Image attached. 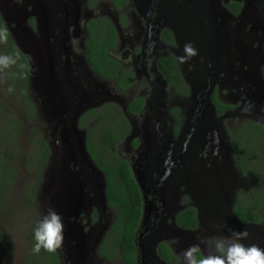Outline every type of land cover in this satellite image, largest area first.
I'll list each match as a JSON object with an SVG mask.
<instances>
[{
  "label": "flooded vegetation",
  "instance_id": "1",
  "mask_svg": "<svg viewBox=\"0 0 264 264\" xmlns=\"http://www.w3.org/2000/svg\"><path fill=\"white\" fill-rule=\"evenodd\" d=\"M101 1L27 0L23 16L18 5L11 9L14 17L18 18L20 14V26H15L14 32L17 42L28 53L25 56L29 65L31 64L30 84H41L43 88L38 86L39 94L44 92L48 97L52 95L57 104L66 106L62 117L66 115L72 123L77 117L76 127L72 130L62 132L61 126L57 124L51 132L57 133L60 143L66 140V147L68 146L71 156L79 144L76 130L84 133L86 137L85 124L80 126L78 123L83 113L91 109L98 111L105 103H113L122 110L130 123V133L119 145L122 151L119 153L127 158L132 178L141 196L142 215L137 235L157 227L184 229L178 225L176 219L178 214L188 207L194 208L196 213L197 225L192 229L196 230L201 222L195 196L198 191L194 189L198 185V162L209 158L212 159L208 160L210 163L215 159L222 161L224 154H219L216 148L213 152L206 148L209 145L208 139L215 136V132L209 125L208 118L205 119L201 115L205 116V113L196 114L191 111L193 100H188L187 111L183 109V99L191 97L194 87L192 82H189V85L183 83L177 57L184 55V45L190 42L197 49V55L189 60H192L193 67L196 68L192 80H201L200 74L209 61L202 50L212 36L220 37L217 35L218 29L225 26L222 37L228 34L231 36L225 46L228 44L233 53L222 49L228 55L230 65L235 68L236 63H247L246 49L244 59L241 58L240 50L243 46L241 37L245 27L242 24L243 18L240 17L244 0H224L223 5L220 0H216L219 2L220 12L213 19L212 29L203 21V26L200 27L202 30L194 32V29H190L187 33L189 35L183 34L179 29L173 30L164 24L163 19L167 5H181L189 0H127L118 8L111 0H107V11H101ZM232 1L241 4L237 13L226 7ZM98 16H110L113 23L117 43L109 49L108 55L120 64L121 68L117 73L121 75V79L127 82L128 76L131 77V83L125 87L119 86L118 81L111 77L99 75L86 59V24ZM2 17L5 21V17ZM121 18H124V24H121ZM6 25L9 29V25ZM222 45L220 44L221 47ZM121 48L128 49L129 58L126 61L124 57L115 55ZM198 68L203 70L197 72ZM239 78L243 81L242 75ZM132 98L142 99V105L136 113L127 110ZM92 118L93 115L89 114L88 119ZM204 124V129H207L206 135L204 133L206 142L205 147L201 148L204 150L197 162V154L194 155V151L199 150L195 140L199 135L198 130H201ZM54 143L57 144L56 141ZM80 165L73 161L67 167L72 179L71 185H66L65 200L68 204H73L74 208L62 216L66 229L65 240L71 244L76 243L78 238L90 240L91 247L95 249L94 253L88 252L84 255V264H114L100 256L98 248L117 210L107 202L103 172L95 165L102 172V178L88 165L87 168H81ZM82 169L85 174H82ZM63 195L65 196V193ZM235 200L236 196L234 203ZM77 235L80 237L76 238ZM165 236V239L157 242L156 252L157 246L164 242L178 258L170 244L178 246L179 241L185 244L183 239L187 238H176L170 234ZM96 238H99L98 242ZM173 239L176 241L172 242ZM204 240L207 241L205 237ZM64 246L65 257L62 264H66V242ZM179 246L178 249L182 253L186 245ZM202 250L204 251V248ZM157 255L159 256L158 253ZM135 256L137 264H154L137 250ZM178 264H181V258H178Z\"/></svg>",
  "mask_w": 264,
  "mask_h": 264
},
{
  "label": "trees",
  "instance_id": "2",
  "mask_svg": "<svg viewBox=\"0 0 264 264\" xmlns=\"http://www.w3.org/2000/svg\"><path fill=\"white\" fill-rule=\"evenodd\" d=\"M111 1L118 8L127 0ZM226 7L237 13L241 4L232 1ZM120 22L124 24V18ZM86 29V59L90 66L99 75L118 81L121 87L129 85L131 77L128 76L127 82L121 79L117 73L120 64L108 55L109 49L117 43L113 23L105 16H98L87 22ZM168 37L171 40L170 34ZM0 56L15 58L14 64L0 68V264H62L59 250L54 253L44 249L33 252L34 230L41 218L36 191L50 160L51 149L30 96L29 61L17 47L1 13ZM261 74L264 79V66ZM213 102L219 112L231 108L218 102L215 96ZM141 105L142 99L132 98L127 110L136 113ZM89 114L93 115L92 120L88 119ZM93 120L96 121L90 124ZM78 123L80 126L85 124L86 150L105 176L109 206L117 210L98 252L114 264H137L136 236L142 215L141 196L127 158L119 153V145L130 133V123L113 103H105L98 111H86ZM228 134L234 165L248 182L247 189L241 186L236 195L233 214L242 222L262 224L264 126L247 119L232 127ZM25 141L28 142L24 144ZM23 175L31 179L23 180ZM176 220L180 227L194 229L197 225L194 208L188 207L178 214ZM157 253L167 264H178V258L166 243L157 246Z\"/></svg>",
  "mask_w": 264,
  "mask_h": 264
},
{
  "label": "water",
  "instance_id": "3",
  "mask_svg": "<svg viewBox=\"0 0 264 264\" xmlns=\"http://www.w3.org/2000/svg\"><path fill=\"white\" fill-rule=\"evenodd\" d=\"M211 4L212 7H210ZM219 7L220 6L216 0H189L181 5L171 3L167 5L164 10V24L172 27L173 30L179 29L183 34L186 33V35H189L187 33H189L190 29H194V32H200V30H202L200 27L203 26V21H205L208 27L212 29L213 19L220 12ZM240 17L243 18L242 24H244V26L246 25V22H255V24L264 22V0H244L240 11ZM218 31L217 35H220V37L224 36L225 31H221L220 28ZM227 36H229V34ZM13 39L16 42L17 47L25 55H28L27 51L17 42L15 34L13 35ZM215 40H217V37L212 36L208 43L205 44V47L203 48L204 50H202L204 56H206L209 61L205 64L203 73L200 74L202 75V79L195 80V82H193L194 88L191 94L193 105L191 111L196 114L205 113V116L203 114L201 115L205 117V119L208 118L207 120H209V125L214 129L215 148L217 152H220L219 154H224V158L222 161H218L217 163H210L211 161H208L212 160L210 158L208 160L204 159L198 162V157L204 150H201V148L202 146L203 148L205 147L206 142L204 133L206 135L207 129H204L205 124L202 125L201 130H198L199 135L195 140L196 147L199 151H194V155L197 154V162L199 163L198 174L196 175V184L198 185L195 186L194 189H197L198 191L195 196L197 198L201 222L196 230L157 227L153 228L150 232V229H148L145 233H138L136 236L137 251L142 256L144 255L148 257L154 264H165L157 255L156 245L158 241L165 239V235L168 234L176 238H187L190 240L189 242L192 241L189 245L198 244L199 247L203 249V247L199 244V240L203 236H206V238L209 239L210 237L225 235L230 228H236L238 231L246 229L249 233L247 240L252 237V244L260 242V244L264 245V231L262 230V225L242 222L241 220L236 219L233 214V204L235 199V195L233 193L235 188L234 173L236 172V169L233 162L229 165L226 161L228 157H232V153L231 150L228 149L227 142L224 139L223 141L220 139L219 133L222 132V128L219 130L216 126L215 117L213 116L215 110L210 99L214 90L218 71L222 69V67H229V65H224L223 63L225 60L222 56L224 54L223 49L217 48L219 51H215L213 49ZM258 73L261 80L258 78L253 85L259 90H256L255 92H262L264 89V82L261 70ZM30 79L31 75L29 77V81L31 82ZM61 108L55 112L53 110V112H50L49 114L52 116L51 119L55 120L54 125H60L62 132H66L67 129L72 130L73 127H76L77 117L73 123L70 119L66 118V115L61 117V114L64 112L66 106L64 105V108L61 106ZM76 135L78 136L79 144L75 148V152L72 154L73 156L70 155L68 146L66 147L65 152L62 151L61 160L63 161H61V163L65 166L66 171L62 173L63 175L58 173L57 180L60 185V189L63 190H66V185H71V172H69L67 167L71 164V162L73 163V161L80 163L81 165L79 167L83 166L84 168H87L88 165L95 174L101 176L102 178L104 177L102 172L95 166V163L92 161L86 150L84 133L77 129ZM208 143H211V139H208ZM191 147H193V145H191ZM82 174H85L84 169H82ZM56 194L58 196V191H56ZM60 195L62 194L60 193L59 197ZM66 204H68L66 200L61 198V201H58V205L56 206L57 208H55V212H57L61 217L66 214V212H70L74 208L73 204ZM58 207H63V210L60 208L58 209ZM150 234L154 235L150 236ZM78 237L80 236L77 235L76 238ZM98 241L99 238H96V242ZM94 249L95 247L92 248L90 245V240H84V238H78V241L73 244L66 242V254L70 257V264H84L86 259L84 255L88 252L90 254L94 253Z\"/></svg>",
  "mask_w": 264,
  "mask_h": 264
},
{
  "label": "rangeland",
  "instance_id": "4",
  "mask_svg": "<svg viewBox=\"0 0 264 264\" xmlns=\"http://www.w3.org/2000/svg\"><path fill=\"white\" fill-rule=\"evenodd\" d=\"M26 1L27 0H24V2H22L21 0H0V10H1L2 15L5 17L7 24L10 27L9 31L12 37L14 34H16L14 32V29L16 28L15 26L17 27L20 26L19 24L21 20L19 19V16L20 14H22V16L24 15V6L26 5ZM219 2L221 5L224 4V0H220ZM17 5L19 6V12H20L18 18L14 17L11 14V9H13L14 7H17ZM210 7H212V4ZM100 9L101 11L108 10L107 0L101 1ZM97 11L98 10H96V12ZM28 14H30V12H28ZM109 17H106V18H109ZM220 30L224 32L226 30V27L223 26L222 28H220ZM242 35H243L242 37H244L243 39L241 37V42L243 46L240 47L241 48L240 50L242 53L238 52V54L241 53V58L244 59V54H245L244 49H246V59H247L248 65L247 63H244L242 65L240 63H236L235 68H233V65H230V62L228 60V57H227L228 55L225 54V52H223L224 54L222 56L225 59L223 63L224 65L225 64L229 65L230 68L225 66V67H222V69L218 71V75H217L216 82L214 85V90L210 96L211 103L213 104V107L215 110L213 116L215 117L216 126L218 127L219 130H221L222 128V132L219 133L220 139L221 141H223L224 139L227 142L228 149H230V137L228 133H229V130L232 127H234L236 124L249 119V120L258 122L264 126V89L262 90V92H255L258 89L256 88V86L253 85L255 81L258 80V78H260L258 72L261 70V67L264 66V22L257 23V24H255V22H246ZM227 38H231V36L229 35L227 36ZM221 40L222 39L218 40L217 38L215 44L220 43ZM225 44L226 42L222 45L223 47H221V49L224 48L225 50L228 51V53H233V50L230 48V46H227L228 44L225 46ZM115 55L119 58L124 57L125 61L128 60L129 58V52L127 48H121ZM204 64L205 63H203V65ZM180 70L182 72L184 84L189 85L188 84L189 82H192V83L195 82L196 79L192 80L193 78L192 76L196 68L193 67L192 60L191 62H189L188 60L185 63H180ZM202 70L203 69L198 68L197 72L202 71ZM235 72H237V74ZM241 75H242L243 81H241L239 78ZM259 80H261V78ZM38 86L40 88H43V86L39 83H38ZM38 86L34 83H32V85L30 84V89H29L30 96L35 104V107L38 113V118H40V125L43 128V133L46 135V138L50 144V149H51L50 160L44 168V172L42 173V178H41L42 180L36 191L37 209L42 217V215L47 214V211L49 208L55 211V208H57L56 206L58 205V201L60 202L61 198L63 200L66 198V190L60 189V185L58 184V180H57V174L58 173L62 174L66 171L65 166H63V163H61V161H63L61 160L62 151L65 152L66 150V140H63L64 142L60 143L57 133L56 132L54 134L51 133L52 129L54 128L55 120L51 119L52 116H50L49 114L50 112H53V110L55 112L56 110L60 109L61 104H57V102L55 101L56 98L53 99V97H51L52 95H50V98H49L46 93L41 92L40 93L42 95L41 96L38 93L39 92ZM36 93H38L37 100H36ZM213 96H215L218 102L230 105L231 108H226L222 110V112H219L213 102ZM188 100H192V95L191 97L188 96L183 99L182 106H183L184 111H187V105L189 103ZM62 107L64 108V106ZM55 141L57 144L54 143ZM27 142L28 141H25L24 144ZM24 147H27V146H24ZM119 151L120 153H122L121 149H119ZM226 161L228 162L229 165L232 162L234 163L233 157L231 158L228 157ZM217 162H218L217 159H215L214 163H217ZM21 178L23 180H25L26 178L28 180L31 179V177L30 176L28 177L27 175H23L21 176ZM234 183H235V188H234L233 193L235 196L237 195L241 186L244 188V190L247 189L248 182H246V180L242 178V176L240 175V172L237 169H236V172L234 173ZM56 191H58V196L56 194ZM60 193L62 195H60L59 197ZM64 193H65V196L63 195ZM59 208L63 210V207H58V209ZM76 223L77 225H80L78 222ZM261 225H262V230L264 231V223H262ZM230 230H234V228H230ZM228 234H229V230L226 232L225 235H228ZM63 236H64L63 245H62V248L59 249L62 260H63V257H65L64 243L67 242V240H65L66 239V229H64ZM204 237L205 239L208 240L206 236H203L199 240V244L203 246L204 248L203 252L207 253L208 249H207V246L205 243L206 241L204 240ZM183 240L186 241V243L184 244L182 241H179L178 243L180 246L179 245L178 246L181 247L182 245H186L183 248L184 250L189 245L190 240L189 239L187 240L183 239ZM252 240L253 238L251 237L250 239L248 240L245 239L242 242L245 245H256L263 249V246H264L263 244H260V242L258 243L255 242V244H252L251 243ZM175 241L176 240L173 239L172 242H175ZM170 246L175 250V253L177 254L178 258L182 259L180 255L181 251H179L178 246L174 243L170 244ZM69 261H70V257L69 255L66 254V264H70Z\"/></svg>",
  "mask_w": 264,
  "mask_h": 264
},
{
  "label": "clouds",
  "instance_id": "5",
  "mask_svg": "<svg viewBox=\"0 0 264 264\" xmlns=\"http://www.w3.org/2000/svg\"><path fill=\"white\" fill-rule=\"evenodd\" d=\"M184 55L177 57L180 63H185L197 55V49L186 43ZM15 63L11 56H0V68H7ZM64 224L62 217L49 208L47 214L42 215L34 230V253L41 249L54 253L62 248ZM249 236L245 230H229L228 235L210 237L205 243L207 253L198 244L191 245L180 254L182 264H264V249L256 245H245L242 241Z\"/></svg>",
  "mask_w": 264,
  "mask_h": 264
},
{
  "label": "bare ground",
  "instance_id": "6",
  "mask_svg": "<svg viewBox=\"0 0 264 264\" xmlns=\"http://www.w3.org/2000/svg\"><path fill=\"white\" fill-rule=\"evenodd\" d=\"M219 39H222L221 42H220V43H217V44H215V45L213 46V49H214L215 51H219V49H221V48H220V47H221L220 44H224V43L227 42V40H228L227 36H226V37H219L218 40H219ZM217 48H219V49H217ZM208 137H210V136H208ZM210 138H211V143H210L209 145H207L206 148L208 149L209 152H213L214 149H215V146H214V144H213L214 136H212V137H210ZM212 150H213V151H212Z\"/></svg>",
  "mask_w": 264,
  "mask_h": 264
}]
</instances>
